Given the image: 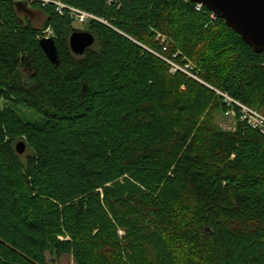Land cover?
<instances>
[{"label":"trees","instance_id":"obj_1","mask_svg":"<svg viewBox=\"0 0 264 264\" xmlns=\"http://www.w3.org/2000/svg\"><path fill=\"white\" fill-rule=\"evenodd\" d=\"M62 1L106 22L86 24L95 42L76 56L69 37L82 28L69 11L30 4L53 31L55 65L32 16L0 0V99L13 104L0 103V264H48V253L76 264H264V134L238 119L219 127L224 98L147 47L183 51L262 114L264 52L190 0Z\"/></svg>","mask_w":264,"mask_h":264},{"label":"water","instance_id":"obj_2","mask_svg":"<svg viewBox=\"0 0 264 264\" xmlns=\"http://www.w3.org/2000/svg\"><path fill=\"white\" fill-rule=\"evenodd\" d=\"M205 5L210 11L221 17L227 26L238 33L256 52H264V0H190ZM20 15L32 16L37 12L27 0L16 1ZM94 35L86 30H74L69 37V44L74 54L82 55L93 46ZM40 46L49 58L59 63L58 49L53 37H42ZM16 149L23 153L26 149L24 141H18Z\"/></svg>","mask_w":264,"mask_h":264},{"label":"built area","instance_id":"obj_3","mask_svg":"<svg viewBox=\"0 0 264 264\" xmlns=\"http://www.w3.org/2000/svg\"><path fill=\"white\" fill-rule=\"evenodd\" d=\"M20 1V0H15ZM29 4H32L35 2L41 3L42 5H48L53 4L58 12L62 14L64 9H67L69 11V15L71 20L73 21V26L75 28H80L77 24L80 25H86L90 20L96 19L103 22H106L102 17H98L96 14L89 12L87 10L81 9L79 7L66 5L63 3L62 0H27ZM107 2H114L113 0H109ZM204 5L201 3H195V8L198 11H204ZM211 17L213 19L217 18V15L211 11ZM82 28V27H81ZM53 31L50 27H47L42 31L41 36L42 37H52ZM41 37V38H42ZM156 41H158L162 47L163 50H168L170 44L172 43L171 37H168L167 34L156 31ZM148 50L153 52L155 55L160 57L161 59L165 60L171 67V72H182L185 73L190 78H193L206 86L212 88V90H215L217 94L221 95L224 98L225 103L227 104L226 109V115L227 116H234L236 119L246 122L248 125L251 126V128H255L261 133L264 134V114H262L258 109L252 108L243 102H240L239 100L235 99L231 95H229L227 92L223 91L222 89H219L215 87L210 82L206 81L202 74L203 71L195 64L189 57H187L183 51L176 50L173 51L174 53L170 56L165 55L164 53L160 51H156L151 49L150 47H147Z\"/></svg>","mask_w":264,"mask_h":264},{"label":"rangeland","instance_id":"obj_4","mask_svg":"<svg viewBox=\"0 0 264 264\" xmlns=\"http://www.w3.org/2000/svg\"><path fill=\"white\" fill-rule=\"evenodd\" d=\"M37 12L32 14V18H33V22L35 24V27L37 26L38 28H41V31H43L44 29L43 27V22H44V15L42 14V12H40L39 10H36ZM80 28L82 27L81 30L87 28L88 25H80L77 24ZM43 29V30H42ZM38 37H42L41 34L38 35ZM27 74H30V72L27 70ZM0 103L2 106L4 105H11L13 107V104H11L9 101H5L4 99H0ZM15 109L18 111V113L21 116H24L26 118L29 119H35L38 118V115L33 112L32 110L22 107V106H16L14 105ZM237 119L234 116H227L226 115V111L225 113L220 112L217 117H216V121L217 124L219 125V127H221L222 129H226V130H235L236 126H237ZM28 150L26 148L24 153H27ZM23 153V154H24ZM119 233L120 235L124 236L125 235V231L123 228H119ZM48 257V264H76L73 257L72 256H62L60 258L51 255L50 253L47 254Z\"/></svg>","mask_w":264,"mask_h":264},{"label":"bare ground","instance_id":"obj_5","mask_svg":"<svg viewBox=\"0 0 264 264\" xmlns=\"http://www.w3.org/2000/svg\"><path fill=\"white\" fill-rule=\"evenodd\" d=\"M205 6V5H204Z\"/></svg>","mask_w":264,"mask_h":264}]
</instances>
